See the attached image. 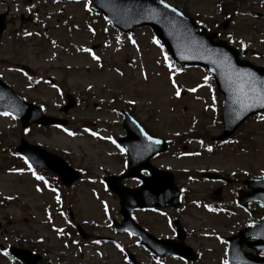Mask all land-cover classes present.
Segmentation results:
<instances>
[{
  "label": "rangeland",
  "instance_id": "1",
  "mask_svg": "<svg viewBox=\"0 0 264 264\" xmlns=\"http://www.w3.org/2000/svg\"><path fill=\"white\" fill-rule=\"evenodd\" d=\"M166 1L215 28L221 39L244 52L242 59L264 66V0ZM224 2L230 17L224 16ZM89 5L88 0H0V14L9 13L0 43L3 81L47 115L68 121L71 128L45 131L32 127L23 133L18 122L0 117V244L33 248L53 264H131L125 249L141 264H159L137 245V239L116 233L110 220L121 219L119 200L105 190L102 178L124 170V152L117 148L116 140L124 135L120 112L128 108L150 134L169 142V151L153 164L173 172L185 192L180 212L146 211L136 213V220L154 236L170 238V217L178 218L188 233L187 243L201 251L198 264H224L223 238L251 219L241 211L231 219L207 213L206 204L215 203L213 191L219 185L204 182L201 174L217 170L238 177L263 176L264 119L246 122L236 133L238 145L207 152L208 144L214 143L211 138L222 132L218 120L222 99L215 94L207 71L189 68L178 74L167 63L161 44L153 43L150 29L123 36L111 31ZM22 16L34 17L38 28L32 24L23 27ZM93 55L99 59L94 60ZM48 76L56 79L57 88L50 86ZM32 77L36 84L30 81ZM177 89L180 97L175 94ZM67 92L76 97L77 104L61 113ZM22 139L64 157L82 179L62 190L64 193L53 194L30 174L14 170L23 167L12 157ZM125 184L135 185L133 181ZM58 196L91 240L66 233L73 226L66 218L55 216ZM232 196L233 186L222 198L227 201ZM96 237L114 242H97ZM4 254L0 251V264H19ZM160 264L188 263L168 259Z\"/></svg>",
  "mask_w": 264,
  "mask_h": 264
},
{
  "label": "water",
  "instance_id": "2",
  "mask_svg": "<svg viewBox=\"0 0 264 264\" xmlns=\"http://www.w3.org/2000/svg\"><path fill=\"white\" fill-rule=\"evenodd\" d=\"M93 2L114 25L122 30L133 31L135 27L150 26L173 56H179L187 63H199L214 74L219 90L225 96L223 119L228 132L222 138L230 136L250 115L264 110V102H257L252 99L251 93L245 98L240 95L239 91L241 88L247 91L245 82L249 80V74L251 81H254L258 88H264V68H255L247 62L238 61L237 52L230 48L227 43L214 42L213 36L209 35L203 28L198 32L195 22L185 17L177 9L161 0H93ZM165 4L168 5L167 8L164 7ZM173 9L175 11H172ZM4 28V16H2L0 18V36ZM245 103L249 106L244 107ZM29 109L34 111L31 106H29ZM15 113L16 116L19 115L18 111H15ZM18 117L20 118V116ZM22 121L27 122L26 118ZM47 121L49 120L42 118L39 122L49 124ZM26 124L28 123H25V126ZM127 128L131 133L129 140L138 141L135 130L129 126ZM147 140L153 142L151 139ZM157 146L162 147V144H157ZM164 148L165 146H163ZM55 160L62 166L60 173L63 176H65L66 170H72L68 168L62 159L56 158ZM148 165L139 166L137 170L149 169L154 176L145 180L143 187L138 191L128 190L122 186L118 187L111 182L112 188L121 198L126 222H130L129 210L145 205L143 192L155 194L164 188L172 195L177 196L172 179L155 172ZM132 176L135 177L137 174L133 173ZM77 177L76 175L70 182L77 179ZM129 226L132 230H137L131 222ZM13 252L25 258L20 251L13 250Z\"/></svg>",
  "mask_w": 264,
  "mask_h": 264
},
{
  "label": "snow or ice",
  "instance_id": "3",
  "mask_svg": "<svg viewBox=\"0 0 264 264\" xmlns=\"http://www.w3.org/2000/svg\"><path fill=\"white\" fill-rule=\"evenodd\" d=\"M165 8L168 7V5H164ZM172 11H175V9H173ZM129 39H131V37H129ZM133 43H135L133 41ZM153 43H158V41H153ZM85 51H89L88 49H85ZM94 60H98L99 58L96 57L95 55H93L92 57ZM205 80L208 79V77L204 78ZM247 84V91L244 88H241L240 91V95L247 98L249 96V93H251V98L256 100L257 102H264V88H258L255 85L254 81H251L250 79V74H249V80L245 82ZM173 87H176L175 84L173 85ZM190 91H195V89H191ZM176 96L180 97L181 93L179 91V89L176 90ZM130 103H134V101H130ZM244 107H248L249 105H247L246 103L243 105ZM3 115H9L8 113H2ZM85 131H87V129H85ZM69 135H72V133H68ZM92 135H96L95 133H92ZM111 139V138H109ZM114 142V141H113ZM155 143H159V141H155ZM121 151H123V149H121ZM25 163L27 164V160L25 161ZM29 168H31V165H29ZM36 179L38 180H43V177L37 176ZM37 191H39V189H37ZM224 264H228L227 261L224 262Z\"/></svg>",
  "mask_w": 264,
  "mask_h": 264
},
{
  "label": "flooded vegetation",
  "instance_id": "4",
  "mask_svg": "<svg viewBox=\"0 0 264 264\" xmlns=\"http://www.w3.org/2000/svg\"><path fill=\"white\" fill-rule=\"evenodd\" d=\"M30 24H33L35 27L37 26V24H36V23H34V22H32V23H30Z\"/></svg>",
  "mask_w": 264,
  "mask_h": 264
}]
</instances>
